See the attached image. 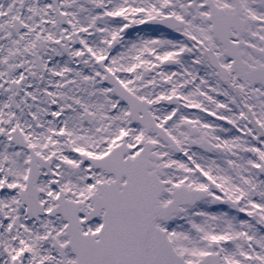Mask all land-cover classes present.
Here are the masks:
<instances>
[{
	"label": "snow or ice",
	"instance_id": "6c2138e0",
	"mask_svg": "<svg viewBox=\"0 0 264 264\" xmlns=\"http://www.w3.org/2000/svg\"><path fill=\"white\" fill-rule=\"evenodd\" d=\"M0 264H264V0H0Z\"/></svg>",
	"mask_w": 264,
	"mask_h": 264
}]
</instances>
